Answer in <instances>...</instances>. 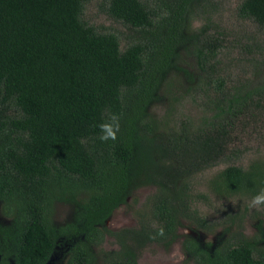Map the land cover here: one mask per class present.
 <instances>
[{"label":"trees","instance_id":"trees-1","mask_svg":"<svg viewBox=\"0 0 264 264\" xmlns=\"http://www.w3.org/2000/svg\"><path fill=\"white\" fill-rule=\"evenodd\" d=\"M196 2L159 0L156 11L110 0L111 17L143 35L122 48L84 20L87 0H0V210L9 219L0 222L1 264H48L62 244L63 264H139L148 246L169 250L181 238L195 264H264V233L249 239L240 228L216 244L181 235L186 223L211 229L197 207L209 197L194 180L228 158L237 121L264 101V85L229 92L218 76L213 87L221 45L192 34ZM239 13L264 29V0H245ZM190 42L209 76L194 88L203 117L162 127L152 108L164 87L181 84L179 51ZM103 124L115 139L101 140ZM209 186L220 199L252 200L264 192V160L230 164ZM150 187L138 226L111 229L115 211ZM58 202L74 210L56 225ZM109 238L117 249L103 248Z\"/></svg>","mask_w":264,"mask_h":264},{"label":"rangeland","instance_id":"rangeland-1","mask_svg":"<svg viewBox=\"0 0 264 264\" xmlns=\"http://www.w3.org/2000/svg\"><path fill=\"white\" fill-rule=\"evenodd\" d=\"M157 11V1L142 0ZM245 0H199L196 17L191 25L192 34H199L200 39H213L220 43L219 53L214 61L215 79L219 76L225 81L229 92L236 91L241 85H248V90L264 85V29L255 22L240 16L239 9ZM110 0H87L84 20L100 32L113 33L121 39L122 48L130 45L137 37L139 29L116 21L109 14ZM218 39V41H216ZM194 43L190 42L180 49V62L176 68L180 85H173L168 94L166 87L160 91V99L152 110L161 122L162 127H181L197 125L201 122L204 110L203 93L194 88L199 84V76H208L201 72L199 60L195 54ZM190 73L187 76L184 72ZM209 77V76H208ZM205 78V77H203ZM252 79V84L249 82ZM212 87V88H213ZM247 89L244 92L248 91ZM211 95L212 93L209 92ZM245 115L237 121L232 141L227 151L228 158L222 159L215 166L197 175L194 180L195 191L208 195V201L197 205L200 213L207 218L211 229H200L195 224L186 223L181 235H195L204 242L216 244L218 238H229L240 228L244 236L259 238L264 233V205L251 204L252 200L241 196L231 199H220L209 186L211 179L228 165L247 167L253 160H264V101L254 103L246 108ZM155 188H142L134 192L127 204L117 209L108 223L113 230L126 227H137L138 217L148 206L149 198ZM73 207L67 202H58L54 207L53 220L56 225L69 220ZM0 222L6 224L9 219L0 210ZM66 244L60 245L50 264H63ZM103 248H118L113 239H108ZM139 264H195L188 260L183 249V238L167 250L158 244L144 249Z\"/></svg>","mask_w":264,"mask_h":264},{"label":"clouds","instance_id":"clouds-1","mask_svg":"<svg viewBox=\"0 0 264 264\" xmlns=\"http://www.w3.org/2000/svg\"><path fill=\"white\" fill-rule=\"evenodd\" d=\"M115 119L116 118L113 117V121H115ZM101 127L106 130L105 134L100 137L101 140H107L109 138L115 139V132L113 130V125L112 124H103V125H101ZM115 127L118 128V125H115ZM251 204L253 206L260 205V204H264V192L256 195L252 199Z\"/></svg>","mask_w":264,"mask_h":264},{"label":"water","instance_id":"water-1","mask_svg":"<svg viewBox=\"0 0 264 264\" xmlns=\"http://www.w3.org/2000/svg\"><path fill=\"white\" fill-rule=\"evenodd\" d=\"M2 263V255L0 254V264ZM51 263V261L48 263V264H50Z\"/></svg>","mask_w":264,"mask_h":264}]
</instances>
